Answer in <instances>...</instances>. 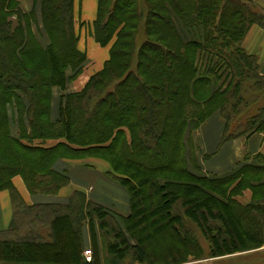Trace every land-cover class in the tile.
I'll return each instance as SVG.
<instances>
[{
    "label": "trees",
    "instance_id": "obj_1",
    "mask_svg": "<svg viewBox=\"0 0 264 264\" xmlns=\"http://www.w3.org/2000/svg\"><path fill=\"white\" fill-rule=\"evenodd\" d=\"M73 1L34 0L24 11L18 0H0V190L13 206L0 264H125L128 253L136 264H184L264 247V156L210 175L195 139L214 113L224 120L223 141L264 128L262 99L250 124L228 132L246 88L264 96V73L242 47L252 24L264 26V12L245 0H99L91 33L110 43L109 57L69 92L87 63ZM54 87L62 90L55 114ZM86 157L110 164L128 191L126 215L80 190L66 203L27 205L13 186L19 175L30 193L54 195L69 184L57 161ZM246 189L252 196L243 203ZM31 213L30 222L50 218L47 231L17 233L16 216ZM86 223L90 261L82 255ZM65 228L72 245L60 242Z\"/></svg>",
    "mask_w": 264,
    "mask_h": 264
},
{
    "label": "crops",
    "instance_id": "obj_2",
    "mask_svg": "<svg viewBox=\"0 0 264 264\" xmlns=\"http://www.w3.org/2000/svg\"><path fill=\"white\" fill-rule=\"evenodd\" d=\"M20 7L24 11H29L33 5L34 0H25L28 4V9H24L21 0H18ZM99 0H90V5L87 7L89 12L83 14L82 8L85 5V0L73 1V18L75 32L82 22L86 23V31L84 38L77 36V47L81 51L86 53L87 63L81 72V74L70 82L68 85L69 92L79 91L83 88L89 77L99 71L104 62L109 57L110 43L101 45L92 36L91 24L97 16ZM255 1V0H253ZM261 5L259 10L264 12V0H259ZM80 3V9L78 11V17L75 16V6ZM257 3V1H255ZM82 29V28H81ZM77 35V33H76ZM85 42V48H80V42ZM242 47L246 52L254 54L257 58L259 71L264 73V26L259 24H252L248 29L243 41ZM92 70L93 72H89ZM59 94H57L56 103L53 104L52 98V110L55 114L57 108ZM224 128V120L218 113H214L206 120H204L195 133V139L198 144V152L200 157V163L202 171L204 173L216 176H222L230 173L238 163L242 161L252 162L253 157L256 154L264 156V128L260 131H255L251 134H242L226 141H221V135ZM208 155L207 157H203ZM207 159V160H204ZM204 160V161H203ZM56 167L59 170L67 169L70 182L81 183L87 181L90 184L88 187L82 189H73L70 194L60 196L56 193V197H47L48 194L30 193L21 176L16 175L12 178L13 186L18 191L22 200L27 205L40 204V203H66L70 199L74 190L82 191L88 200L98 203L118 215H126L129 212V208L125 214L108 207V205L97 200L96 197H101L105 187L113 189L115 191L120 190L124 195V190L127 194L129 201L128 191L122 184L116 179H110L106 173H110V164L97 157H86L81 159H66L62 158L57 161ZM21 177V179L19 177ZM67 186V185H66ZM252 193L249 189L244 190L242 195L238 198L241 202L246 203L251 200ZM13 217V206L10 198V194L7 190H0V231L7 229L10 226ZM96 224V223H95ZM83 243L85 247H90L92 242V236L90 235L89 226H84L82 230ZM97 238V237H96ZM100 243V242H99Z\"/></svg>",
    "mask_w": 264,
    "mask_h": 264
},
{
    "label": "rangeland",
    "instance_id": "obj_3",
    "mask_svg": "<svg viewBox=\"0 0 264 264\" xmlns=\"http://www.w3.org/2000/svg\"><path fill=\"white\" fill-rule=\"evenodd\" d=\"M245 1L251 2L253 5H255L254 8L259 10V7L261 5L259 0H255V1H257V3L253 0H245ZM21 3H23V6H25V7H23L24 9H28L29 5L26 4L25 0H21ZM84 3H85V5L82 8V11H83V14H86L89 12L87 7L90 5V0H85ZM79 9H80V3L77 2L76 6H75L76 18L78 17ZM103 15L106 16L107 13L104 14V11H103ZM85 31H86V23L82 22L80 24V26L78 27V29L76 30L77 36H82L84 38ZM143 39H144V35L142 34V28H139V34H138L136 42H135V52H134V56H133L132 64H131V68L133 70H135V62H136V59H135L136 55L135 54H136V51H137V49H138V47L141 44ZM79 47L82 49L85 48V42L83 40L80 42ZM258 70H259V66H258ZM89 72H93V71L89 70ZM68 86L69 85H67V87H66V91L70 87V86L69 87ZM52 92H53V97H54L53 104H55L56 103L55 97L57 96L58 93L62 92V90H61V88L54 87ZM243 95L245 97V101H243L242 104L238 107L239 114L229 122L230 125L228 128V132L234 131V129H236V130L244 129L248 123V122L246 123V121L248 120L249 124H250L251 121L249 119L250 118L252 119L253 115H257V113L259 112L260 107L263 103L262 99H264V96L262 94L261 88L254 89V90L253 89L249 90V88H246V93ZM238 120L241 122V126L239 128H238V125L236 124L238 122ZM192 134H194L193 130H192ZM222 134H223V132H222ZM221 141L223 142L222 135H221ZM224 141H226V140H224ZM204 160H207V159H204ZM106 175L110 179H116L117 180V178L114 177L113 175H110L108 173H106ZM17 177H19V176H17ZM19 178L21 179V177H19ZM89 184L90 183L87 181H83L81 183L70 182L67 186H64L62 188V190H60L57 194L63 197V195L70 194V192L73 189L79 188V189L84 190V188L85 187L87 188ZM57 194L50 195L47 197H56ZM96 198L98 201L108 205V207L113 208L114 210L120 212L121 214H125L127 212V209L129 208V201L127 199V194H126L125 190H124V195H123L122 192H120V190L115 191L113 189L105 187L101 197H96ZM20 216H16V222L14 223V226H16L15 228L18 231L17 233H19V234L26 233L30 230L38 231L41 233L47 231L49 219H50L49 217H47L46 219L37 218V219L30 222V218L33 216V213L27 214L25 216L23 215L22 218H20ZM95 223L96 222H94V229H95V232L97 234V242H98V246H99L100 245V243H99L100 238L98 236L97 223L96 224ZM86 225L89 226V223H86L85 225H83V227ZM83 227H82V230H83ZM66 234H67L66 228L61 229V233L59 234L60 242H62V243L67 242V243L72 245V240H69L68 236H66ZM11 236L15 237V234H12L10 232V233H6L3 235V237H11ZM82 239H83V237H82ZM203 245H204V247H206L205 243H203ZM85 248L86 249L91 248V246L85 247ZM32 254H33V256H38L37 253H32ZM39 254H41V253H39ZM50 254H51L50 252H47L46 256L50 257L51 256ZM131 258H132L131 253H128L123 262L125 264L126 263L130 264L133 262L131 260ZM133 263L136 264V262H133ZM143 264H145V262ZM184 264H264V247L250 251V252H242V253L239 252V253H235L234 255L224 256L221 258H204V259L191 261L189 263H184Z\"/></svg>",
    "mask_w": 264,
    "mask_h": 264
},
{
    "label": "built area",
    "instance_id": "obj_4",
    "mask_svg": "<svg viewBox=\"0 0 264 264\" xmlns=\"http://www.w3.org/2000/svg\"><path fill=\"white\" fill-rule=\"evenodd\" d=\"M84 259L86 261H90L91 257H92V252L90 248L84 249L83 253H82Z\"/></svg>",
    "mask_w": 264,
    "mask_h": 264
}]
</instances>
